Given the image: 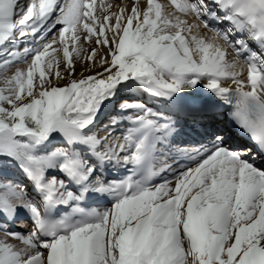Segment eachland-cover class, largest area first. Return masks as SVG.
Instances as JSON below:
<instances>
[{
    "label": "snow or ice",
    "instance_id": "1",
    "mask_svg": "<svg viewBox=\"0 0 264 264\" xmlns=\"http://www.w3.org/2000/svg\"><path fill=\"white\" fill-rule=\"evenodd\" d=\"M170 3L0 0V264H264V0Z\"/></svg>",
    "mask_w": 264,
    "mask_h": 264
},
{
    "label": "bare ground",
    "instance_id": "2",
    "mask_svg": "<svg viewBox=\"0 0 264 264\" xmlns=\"http://www.w3.org/2000/svg\"><path fill=\"white\" fill-rule=\"evenodd\" d=\"M168 2L169 0H158V2L159 3H161L162 5H165L169 10H171V3H169V4H167V3H164V2ZM114 3H117L118 4V7H116L117 8V10H118V8L119 7H121V6H128V8H130L131 7V4L132 3H134L135 2V0H126V1H122V2H115V1H113ZM103 5L104 6H108L109 5V3L108 2H106V1H104V0H95V12H102V9H103ZM110 10H111V8H110ZM100 15V14H99ZM101 15H102V13H101ZM186 19H188L189 21H191L192 19H193V17L192 16H188V17H186ZM51 37V36H50ZM49 37V38H50ZM79 43V42H78ZM84 43V42H83ZM85 44V47H86V43H84ZM70 49H71V47H70ZM88 49V48H87ZM89 51V50H88ZM87 51V52H88ZM87 52H82L81 53V58H82V61L83 62H85V63H90L91 61H88L87 59H86V54H84V53H87ZM74 53L72 54V58H74ZM92 56H93V59L95 60V59H98L99 57H98V55L97 54H95V53H92ZM14 64H16V63H14ZM21 65H23V64H21ZM21 65H19V66H17V67H14L13 69H11V68H7V69H5L4 71L5 72H7L8 74H7V76L9 75H11L12 74V72L13 71H15L16 69H23V68H25L24 66H21ZM75 67H76V70H78V72L80 71V65L79 64H76L75 65ZM57 69H60L61 71H63V69H64V62H63V54H62V51H61V53L60 54H58L57 55V63H55L54 65H53V68L51 69V71H52V73L53 74H55V72L57 71ZM4 72V73H5ZM77 72V73H78ZM6 74V73H5ZM3 81L4 80H1L0 79V87H2L3 86ZM60 83H64V82H66L65 80H60L59 81ZM101 135H103V133H101ZM120 134H117V135H115L113 138H112V140L113 141H115L116 140V138H117V136H119ZM116 137V138H115ZM0 238H3V236L2 235H0ZM9 242H12V243H17V241H15L14 239H12V238H9Z\"/></svg>",
    "mask_w": 264,
    "mask_h": 264
},
{
    "label": "rangeland",
    "instance_id": "3",
    "mask_svg": "<svg viewBox=\"0 0 264 264\" xmlns=\"http://www.w3.org/2000/svg\"><path fill=\"white\" fill-rule=\"evenodd\" d=\"M104 1H106V2H108L109 3V5L111 6L110 8H111V10L109 9V11H113V12H115V11H117V8L116 7H118V4L117 3H114L112 0H104ZM164 3H167V4H169L170 3V0L168 1V2H164ZM104 6V5H103ZM101 13L102 12H94V14H96V15H98V16H100L101 15ZM100 14V15H99ZM56 36H57V43L56 44H54V45H52V47H55V48H57V49H60L61 48V46L59 45V42H58V32L56 33ZM84 43H86V48H88V52L87 53H84V54H86V59H87V55L90 53V50H91V47H94L95 45L94 44H92V45H89L87 42H84ZM71 47V45H69V48ZM61 53V51H59L58 52V54H60ZM101 54H103V53H101ZM21 66H26V64H23V65H21ZM5 71H2V72H0V79L1 80H4V78L7 76V72H5ZM76 72H78V70H76ZM9 76V75H8Z\"/></svg>",
    "mask_w": 264,
    "mask_h": 264
}]
</instances>
